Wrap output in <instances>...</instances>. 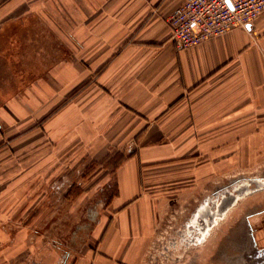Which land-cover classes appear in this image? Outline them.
Listing matches in <instances>:
<instances>
[{
  "label": "crops",
  "instance_id": "obj_1",
  "mask_svg": "<svg viewBox=\"0 0 264 264\" xmlns=\"http://www.w3.org/2000/svg\"><path fill=\"white\" fill-rule=\"evenodd\" d=\"M184 1L0 0L25 26L0 49L1 167L109 188L60 264H142L165 212L264 171V12L176 50L167 19ZM248 196L232 248L264 264V191Z\"/></svg>",
  "mask_w": 264,
  "mask_h": 264
},
{
  "label": "rangeland",
  "instance_id": "obj_2",
  "mask_svg": "<svg viewBox=\"0 0 264 264\" xmlns=\"http://www.w3.org/2000/svg\"><path fill=\"white\" fill-rule=\"evenodd\" d=\"M10 11L7 4H0V49L3 50L9 45L22 46V41L14 40V34H19L25 26L8 21ZM33 11H39L38 3ZM0 150L6 155L4 138L0 140ZM96 171L93 168L84 174L92 176ZM14 174L15 169L1 167L0 163V264H60L63 257L77 252L87 230L97 221L108 196V186L87 184L81 179L54 186L12 183ZM75 175L81 176L82 170ZM263 178L264 171L259 175H241L237 184L227 188L223 202L222 196L209 195L193 203L189 212L180 209L165 212L142 264H262L254 263L263 259L245 254L246 249L232 248L229 230L241 225L248 195L264 191V186L256 183ZM238 193L241 194L238 203L231 206ZM201 209L203 214L193 225V217ZM211 221L217 224L202 237L200 231Z\"/></svg>",
  "mask_w": 264,
  "mask_h": 264
},
{
  "label": "built area",
  "instance_id": "obj_3",
  "mask_svg": "<svg viewBox=\"0 0 264 264\" xmlns=\"http://www.w3.org/2000/svg\"><path fill=\"white\" fill-rule=\"evenodd\" d=\"M264 12V0H185L167 19L176 50L245 28ZM264 186V180L256 183Z\"/></svg>",
  "mask_w": 264,
  "mask_h": 264
},
{
  "label": "bare ground",
  "instance_id": "obj_4",
  "mask_svg": "<svg viewBox=\"0 0 264 264\" xmlns=\"http://www.w3.org/2000/svg\"><path fill=\"white\" fill-rule=\"evenodd\" d=\"M241 184L243 185V183H241ZM257 185H258V184H257ZM239 189H240V188H239ZM242 190H243V189H242ZM239 196H241L240 193L236 194L233 198H235V200H237V199L239 198ZM219 208H220V207H218L217 210H218ZM203 210H204V209L199 210V212H198L196 215H194L193 220H192L193 225H196V224H197V222H196L197 217H198V216H201V215L203 214ZM218 211H220V210H218ZM201 212H202V213H201ZM213 212H214V211H213ZM214 214H217V213L215 212ZM214 214L212 213V215H214ZM219 215H221V213H220ZM198 218H199V217H198ZM212 220H213V219H212ZM216 224H217L216 222L211 221L210 224L207 225V227H203L202 230L200 231V232H201V236H202V237H203V236L205 237L207 231H209V230H210L212 227H214Z\"/></svg>",
  "mask_w": 264,
  "mask_h": 264
}]
</instances>
